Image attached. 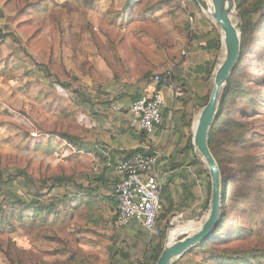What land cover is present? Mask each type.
Returning <instances> with one entry per match:
<instances>
[{
	"label": "rangeland",
	"instance_id": "rangeland-1",
	"mask_svg": "<svg viewBox=\"0 0 264 264\" xmlns=\"http://www.w3.org/2000/svg\"><path fill=\"white\" fill-rule=\"evenodd\" d=\"M193 7L214 22L196 0H0V264H127L103 208L83 196V159L62 137L83 143L90 133L92 96L75 74L97 72L92 62L111 74H142L158 61L156 41L164 47L163 14L175 20ZM187 18L192 28L195 17ZM232 19L241 42L242 29L252 38L216 116L221 164L233 180L227 224L218 240L172 264H237L227 255L264 264V0H235ZM174 30L171 47L181 55ZM56 177L68 181L53 187ZM11 194L33 207L12 204ZM37 204L54 211L37 213ZM172 221L158 238L164 247L174 228L199 230L205 218Z\"/></svg>",
	"mask_w": 264,
	"mask_h": 264
},
{
	"label": "crops",
	"instance_id": "crops-1",
	"mask_svg": "<svg viewBox=\"0 0 264 264\" xmlns=\"http://www.w3.org/2000/svg\"><path fill=\"white\" fill-rule=\"evenodd\" d=\"M183 13L185 16H176L175 20L170 12L163 14L160 27L166 36L164 47L156 41L154 47L158 50L153 54L158 55V61L148 64L142 74H111L103 63L93 62L97 72L75 74L82 77L81 85L92 101L86 105L90 125V133L83 140L86 150L74 146L70 155L83 159L88 171L81 175L86 182L81 187L85 190L83 196L87 204L103 208V216L113 230L111 244L116 249L124 248L120 252L127 264H150L149 258L159 246V239L151 238L136 223L123 229L115 226V186L119 180L115 166L136 150L159 155L156 171L163 183V210L158 224L162 230L175 216L181 215L182 222H196L204 220L209 211L210 175L195 149L193 136L198 112L209 94L220 59L221 32L196 7ZM189 14L195 17L192 28ZM171 25L176 28L172 43L182 49L181 55L171 47ZM155 74L162 80L163 120L153 134L147 135L140 131L130 106L142 96L149 76Z\"/></svg>",
	"mask_w": 264,
	"mask_h": 264
},
{
	"label": "water",
	"instance_id": "water-1",
	"mask_svg": "<svg viewBox=\"0 0 264 264\" xmlns=\"http://www.w3.org/2000/svg\"><path fill=\"white\" fill-rule=\"evenodd\" d=\"M202 10L220 26L221 56L213 73V89L208 103L198 112L193 144L206 164L211 181L210 206L205 221L196 233H189L181 240L168 242L155 264H172L198 245L212 237L222 219V176L219 165L209 147V134L219 110V103L232 72L241 56V32L234 24L232 15L235 0H196Z\"/></svg>",
	"mask_w": 264,
	"mask_h": 264
},
{
	"label": "built area",
	"instance_id": "built-area-1",
	"mask_svg": "<svg viewBox=\"0 0 264 264\" xmlns=\"http://www.w3.org/2000/svg\"><path fill=\"white\" fill-rule=\"evenodd\" d=\"M149 79L142 96L130 106V113L137 118L140 131L147 135L153 134L162 123L165 104L160 90L161 76L155 74L149 76ZM158 159L156 153L137 152L115 166L119 176L115 186L118 228L123 229L136 223L151 238L161 236L158 220L163 210V183L156 171ZM180 217L175 216L171 224Z\"/></svg>",
	"mask_w": 264,
	"mask_h": 264
},
{
	"label": "trees",
	"instance_id": "trees-1",
	"mask_svg": "<svg viewBox=\"0 0 264 264\" xmlns=\"http://www.w3.org/2000/svg\"><path fill=\"white\" fill-rule=\"evenodd\" d=\"M134 2H135V0H134ZM242 31H243V40L241 42V56H240V60H239L238 65L236 66V68L232 72L230 79L227 82L226 93L231 91L232 87L234 88V83H233V78H232L233 74L238 70V68L240 67V65L242 63L244 50L247 47L246 45H248V44L250 45V42H251V38L252 37L249 35V33L246 34V31L244 29H242ZM247 41H248V44H247ZM161 83H162V80H161ZM217 123H218V119L215 120V122H214V124H213V126L211 128L210 134H209V147L211 149V152H212L213 156L215 157L216 161L219 164V168H220L221 176H222V182H223V185H222V187H223V193H222V195H223L222 219H221V222L216 226L212 237L209 238L204 243L198 245L196 248L192 249L186 255L194 252L195 250L204 249L208 245H210L212 242L218 240L220 235L224 232L225 226L227 224V209H226L227 206L226 205H227V202L230 200L229 185L231 184V182H233V180H231V177H227V175L224 172V168H223V166L221 164L220 149H219V146H218L217 133H216V125H217ZM62 137L67 142H69L71 145H75L76 147H78L81 150H86V147L83 146L84 144L79 141L78 137L71 136V135H68V134H63ZM137 152H142V150H136L134 153H137ZM64 181H68V179L62 178V177H56L54 179V186L53 187H55L57 185H60V183H62ZM2 184L3 185L4 184H13V182L9 183V182H5L4 181ZM11 198L13 199L12 204H19V205L23 204L24 206L28 207L29 209H31L33 207V205H31V204L26 205L25 201H23L22 199L18 198L15 194H11ZM37 205H38V207L34 210L37 213H41V212H44V211H47L48 213H52L54 211L53 205H50V206H42L40 204H37ZM163 247H164V242L161 240V244L159 243V246L153 252L152 257L149 258L151 260L150 264H155L157 262ZM186 255H184L183 257H181L177 261L182 260ZM229 257H231V258H229ZM226 258H228V259H225L226 262L231 261L232 263H237V264H246L249 261L247 256L234 257L232 255H227Z\"/></svg>",
	"mask_w": 264,
	"mask_h": 264
},
{
	"label": "bare ground",
	"instance_id": "bare-ground-1",
	"mask_svg": "<svg viewBox=\"0 0 264 264\" xmlns=\"http://www.w3.org/2000/svg\"><path fill=\"white\" fill-rule=\"evenodd\" d=\"M207 2H210V0H205ZM195 230H198L197 228L194 229V228H191L189 226H180V227H177V228H174V230H172L170 232V235H169V242H172L179 234L183 233V232H191V231H195ZM196 233V232H195Z\"/></svg>",
	"mask_w": 264,
	"mask_h": 264
}]
</instances>
